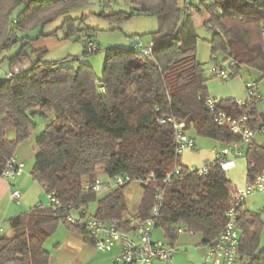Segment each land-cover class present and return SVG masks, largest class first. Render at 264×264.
I'll return each mask as SVG.
<instances>
[{
    "label": "trees",
    "instance_id": "obj_1",
    "mask_svg": "<svg viewBox=\"0 0 264 264\" xmlns=\"http://www.w3.org/2000/svg\"><path fill=\"white\" fill-rule=\"evenodd\" d=\"M77 1L0 0V50L19 44L8 57L10 65L29 61L23 72L0 79V173L15 155L17 145L35 130L33 116L37 115L47 122L35 140L37 150L30 174L61 203L57 210L37 205L9 217L6 222L12 233H0V264H47L51 252L44 242L59 224L78 231L93 244L82 229L66 222L64 214L66 209L87 207L96 197L84 191V184L100 171L109 177L153 175L143 187L137 211L141 218L149 215L157 189L164 186L155 228L163 232L165 242L176 240L180 226L201 234L202 243L212 241L224 227V214L236 186L216 159L207 164L204 174L180 164L173 125L157 122L169 115L184 122L187 134L224 145L239 140V135L213 122L204 108L209 78L196 58L197 35L189 12L183 11L185 0H130L132 10L109 15L115 20L135 13L156 15L160 27L152 34L149 55L142 53L147 47L136 45L108 48L100 77L79 57L47 61L43 60L45 48L30 47L32 41L55 37L61 30V40L83 44V55L98 51L96 44L86 39L89 29L81 28L77 18H64L54 31L31 34L76 6ZM191 8L206 14L204 24L213 31L209 40L212 60L223 63L231 77L239 75L242 68H250L264 79V0H198L195 4L190 0ZM78 31L81 35L76 36ZM13 37L17 43L12 42ZM88 44L96 47L91 53L85 51ZM259 101L254 98L238 104L223 99L217 105L232 115L250 112L251 127L255 128L264 122V113L257 111ZM8 128L15 131L13 139L5 136ZM242 154L246 179L264 169V145L250 142ZM175 165L180 166L177 177L164 185L163 179ZM126 187L120 185L102 194L94 215L117 220L128 228ZM262 226L258 213L242 210L239 250L250 264H264Z\"/></svg>",
    "mask_w": 264,
    "mask_h": 264
},
{
    "label": "built area",
    "instance_id": "obj_2",
    "mask_svg": "<svg viewBox=\"0 0 264 264\" xmlns=\"http://www.w3.org/2000/svg\"><path fill=\"white\" fill-rule=\"evenodd\" d=\"M102 6H111L113 0H99ZM190 0H185L183 11L189 10ZM264 35V24L262 26ZM96 49L95 45L88 44L85 51L88 53ZM144 55L151 53V46L142 50ZM29 67V61H16L11 65L10 71L6 77L19 74ZM209 78H216L220 82H227L230 78V72L218 59H213L208 69ZM247 98L238 104L250 103L254 98L263 99L259 92L258 83L250 80L246 83ZM218 100L207 97L204 100V108L209 113L213 122L220 126L227 127L232 133L239 135V140L225 144L216 151L215 159L225 170L233 166L232 161L227 160V156L232 154L240 156L244 147L251 142L256 133L264 132V122L253 128L251 123L253 116L250 112L241 115H232L217 105ZM159 124L170 123L175 131V150L181 154L185 149H195V143L192 137L183 131L184 122L175 121L172 116L163 115L157 119ZM214 159V160H215ZM213 160V161H214ZM212 162V161H210ZM209 163V162H208ZM201 167H189L190 170L197 169L199 174L207 172V164ZM24 163L16 159L15 155L7 162L5 168L0 173V178L7 182L13 181L23 170ZM180 171V166L175 165L172 171L163 179L166 185L171 179L176 178ZM152 174L148 176H130L128 174H118L106 179L96 177L92 181L84 184V191L104 194L111 191L114 187L120 185L129 186L131 184L143 188L152 180ZM44 193L49 201V206L54 210L61 208L59 199L53 191H47L43 187ZM255 192H264V169L245 180L242 186L235 187L231 195V203L225 211V224L222 231L210 242L201 243L204 250V261L202 264H250L249 258H244L240 254L239 241L240 232L238 219L242 210L245 209L246 198ZM164 186L159 187L154 196V204L146 218H141L137 214L128 216L129 227L124 228L117 220H103L88 212L87 207L77 210L66 209L64 218L67 223L82 229L89 237L93 239V245L101 252H109L114 246H119V252L114 256L117 264H155L156 262H171L174 248L163 239L153 238L156 220L159 216L160 207L163 200ZM9 198L15 203H19L20 193L17 189H12ZM2 228L0 226V232ZM183 227H177L176 233H182Z\"/></svg>",
    "mask_w": 264,
    "mask_h": 264
},
{
    "label": "crops",
    "instance_id": "obj_3",
    "mask_svg": "<svg viewBox=\"0 0 264 264\" xmlns=\"http://www.w3.org/2000/svg\"><path fill=\"white\" fill-rule=\"evenodd\" d=\"M61 36L62 35L58 34L55 37H40L37 40L32 41L30 47L33 50L45 48L47 53L43 57V60L47 61H64L74 57L81 58L84 56L82 43L72 40H61ZM8 57L10 56H4L6 60ZM7 73L8 71H5L0 67V79L5 78ZM250 80L258 83V89L263 95V99L257 104V111L259 113H264V86L261 85L263 80H254L250 78V75L245 77L239 74V76L236 75L231 77V79L225 82V84H221L219 88L212 86L207 87V81V94L209 97L216 100L233 99L236 102L244 101L247 98L246 83ZM46 122V120H43L40 121V123H37L38 125L30 137L20 142L15 149L16 159L24 163L21 173L11 182H7L0 178V224L5 222L6 225H8L6 220L9 217L28 212L31 208L41 204V193H44L43 186L31 177L28 170H25V164L29 159L34 158L37 150L35 140ZM38 126L39 128H37ZM188 135L194 140L195 149H185L179 157L180 164L187 167L197 168L213 161L215 159L216 151L224 146V144L209 138L197 137L193 134ZM5 136L8 139H13L15 137L14 129H6ZM251 142L260 144L254 140V137ZM230 156H232V158H230ZM227 160L232 161L233 166L225 169V173L228 171L234 173V171L237 170L244 172L245 178L243 180L238 181L229 178L234 186H242L246 180L247 170L243 154L240 156L230 154L227 156ZM99 173H102V177L97 175L100 178L106 179L108 177L102 171ZM12 189H17L19 191V203L10 200L9 193ZM142 194L143 188L137 185L131 184L126 187L124 195L130 214H137ZM101 196L102 194L96 195V197L89 202L87 209L90 214H94L97 207V199ZM91 203H93V207H90ZM27 207H30V209L25 211ZM5 233L8 235L12 233L9 226ZM190 233L191 232L185 230L182 233H178L176 235V240L170 244L174 248L171 262H156L155 264H180L182 259L185 260V263L187 264H201V257L204 253V250L201 247L202 236L199 233ZM53 237L54 239H52ZM153 238L164 239L163 232L156 228L153 233ZM193 243H196V246L198 245V251L194 253V256L187 251V247H190V244ZM44 247L51 252V257L47 264H117L115 263L114 256L120 250L119 246H114L109 252H101L96 249L92 243L87 242L81 233L68 229L64 224H59L57 226L54 234L44 242Z\"/></svg>",
    "mask_w": 264,
    "mask_h": 264
},
{
    "label": "rangeland",
    "instance_id": "obj_4",
    "mask_svg": "<svg viewBox=\"0 0 264 264\" xmlns=\"http://www.w3.org/2000/svg\"><path fill=\"white\" fill-rule=\"evenodd\" d=\"M191 1L193 4H195L198 0ZM74 5L76 6L70 8L65 13L58 15L52 20V22L45 25L44 28L34 30L31 32V34L36 35L41 30H43V32L45 33L54 31L61 25L64 18H77V23L81 28L89 29V33L87 34L86 39L92 43L94 42V44H96V46L98 47V51L82 56L80 58V62L90 64L94 73L98 77L101 76L105 51L108 48L129 49L134 47V45H136L139 49L148 47L152 40V34L158 31L160 27L159 20L156 15H144L135 13L131 17L122 20H115L109 16L118 11L132 10L133 5L131 4L130 0H113L111 6L100 5L99 0H78L74 3ZM20 9L21 7L17 9V11H19ZM188 12L190 14V19L197 35L195 44L196 58L199 62L202 63L205 75L207 78H209L208 69L212 62V58L210 57L211 46L209 40L213 35V31L204 24V21L206 19L205 13L200 14L194 8L189 9ZM57 34L62 35V31L58 30ZM74 34L78 36L81 35V32L78 31ZM134 39H138L139 44H133ZM12 42L17 43L16 38L13 37ZM18 47L19 44L11 46L7 49L4 48L0 50V67L5 71L9 72L11 69V65L9 64L8 58L6 60V57L4 58V56L13 55L17 51ZM22 61H28V59H22L19 62ZM240 74L245 77H248L250 75V78L254 80H263L261 82V85L264 86V79H260L259 74L255 70L250 68H242ZM221 84H225V82H220L216 78H209L207 87L212 86L215 88H219ZM33 118L36 123H40V121L45 120L37 115H34ZM37 128H39V126ZM254 140L260 144H264V132L256 133L254 135ZM230 158H232V156H230ZM32 166L33 159H29L25 164V170L31 172ZM98 175L102 177V173H98ZM226 176L230 179L233 178L234 180L238 181L245 178L244 172H241L239 170L234 171V173L228 171L226 172ZM40 203V205L43 206H47L49 204L45 193H41ZM90 205V207H93V203H91ZM245 205L246 209L260 215V218L263 222L260 233V243L264 244V192H255L250 194L246 198ZM29 209L30 207H27L25 211H28ZM0 225L2 228V231L0 233H5L8 230V225H6L5 222ZM52 239H54V237ZM197 246L196 243L190 244V247H187V251L194 256V253L198 251ZM201 260L202 264L204 261L203 256L201 257ZM180 264L187 263H185V260L182 259Z\"/></svg>",
    "mask_w": 264,
    "mask_h": 264
},
{
    "label": "water",
    "instance_id": "obj_5",
    "mask_svg": "<svg viewBox=\"0 0 264 264\" xmlns=\"http://www.w3.org/2000/svg\"><path fill=\"white\" fill-rule=\"evenodd\" d=\"M133 44H139V40H138V39H135V40L133 41Z\"/></svg>",
    "mask_w": 264,
    "mask_h": 264
}]
</instances>
